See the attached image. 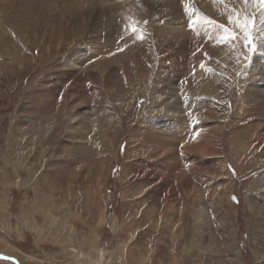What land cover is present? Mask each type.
I'll use <instances>...</instances> for the list:
<instances>
[{"label":"rangeland","instance_id":"rangeland-1","mask_svg":"<svg viewBox=\"0 0 264 264\" xmlns=\"http://www.w3.org/2000/svg\"><path fill=\"white\" fill-rule=\"evenodd\" d=\"M4 2L0 254L17 264H264V8ZM237 17L254 21L255 53ZM224 28L237 39L217 43Z\"/></svg>","mask_w":264,"mask_h":264},{"label":"snow or ice","instance_id":"snow-or-ice-1","mask_svg":"<svg viewBox=\"0 0 264 264\" xmlns=\"http://www.w3.org/2000/svg\"><path fill=\"white\" fill-rule=\"evenodd\" d=\"M246 2V0H245ZM254 3L259 4L262 8H264V0H253ZM229 20L231 21V17H229ZM211 23V21H209ZM238 29L240 32L243 33V43L244 47L247 49L248 53H255L257 50V44L255 43L254 36L252 34V29L254 27V21L251 19L245 18L243 23L240 22V18L237 17L235 21ZM196 24L195 20H189L188 21V28L189 30L193 29V26ZM130 29L131 35L135 36L138 40H143L144 36L143 33L139 31V29L135 26L129 25L126 27L125 31H128ZM123 39V37H122ZM237 39V36L234 31H230L227 28H224V32L222 35H220L217 38V43H226L229 41H233ZM117 51H123V48L118 47ZM199 51V49H198ZM205 55H207L205 53ZM249 56H246L245 59H249ZM205 65L203 63L200 64V68L204 69ZM234 202H238L237 198L235 196L232 197Z\"/></svg>","mask_w":264,"mask_h":264},{"label":"bare ground","instance_id":"bare-ground-1","mask_svg":"<svg viewBox=\"0 0 264 264\" xmlns=\"http://www.w3.org/2000/svg\"><path fill=\"white\" fill-rule=\"evenodd\" d=\"M19 1V0H18ZM63 1V0H62ZM70 1V0H69ZM75 1V0H74ZM114 1V0H113ZM157 1V0H156ZM5 2H6V5L5 6H10V7H12V5H13V3H15V1H13V3H11L10 4V2H11V0H5ZM4 2V3H5ZM27 2V1H26ZM66 2V1H65ZM65 2H62V4L61 5H64L63 3H65ZM108 2V1H107ZM42 3V2H41ZM67 3H68V1H67ZM70 3V2H69ZM104 3V2H103ZM108 3H110L111 4V2H108ZM10 4V5H9ZM74 4V3H73ZM76 4H77V2H76ZM88 5H89V3H87ZM105 4V3H104ZM155 4V3H154ZM16 3H15V8H16ZM30 5V4H29ZM19 6H21V5H19ZM65 6V8H63V7H61L63 10H66L64 13L63 12H61L62 13V15H64L65 16V14H66V12H67V10L69 9V7H70V9H71V6H69V5H67V4H65L64 5ZM98 6V5H97ZM29 7V6H28ZM44 7V8H43ZM43 14H42V16L44 17V18H47L48 16H49V18H52L50 15L51 14H53L52 13V10L50 11V8H46L45 7V5H43ZM89 7H91V6H89ZM89 7H87V8H89ZM101 7L102 6H98V8L99 9H101ZM60 7H58V9H59ZM77 8V7H76ZM82 8V7H81ZM5 8H4V6H1L0 5V11H3ZM83 9V8H82ZM94 9V8H93ZM102 10V9H101ZM226 10H227V8H226ZM39 11H40V9H39ZM98 11H100V10H96V12H98ZM103 11V10H102ZM70 12V11H69ZM84 12V11H83ZM227 12V11H226ZM18 13H19V11H18ZM40 13V12H39ZM42 13V12H41ZM56 13V12H55ZM69 14V13H68ZM85 14V13H84ZM55 16L57 15V13L56 14H54ZM112 15V14H111ZM37 16V15H36ZM1 17V16H0ZM4 18H5V15L3 16ZM17 17H21V15H18ZM57 17H59V16H57ZM76 17V16H75ZM77 17H79V16H77ZM55 18V17H54ZM107 18V17H106ZM102 20V19H101ZM106 21V20H105ZM179 29V28H178ZM176 30V29H175ZM3 48V47H2ZM77 53H72L73 55L70 57L69 56V58L68 59H72V57L74 58V56L77 54V56H78V51H76ZM104 52H106V51H104ZM131 52V51H130ZM82 54V53H81ZM85 54V53H84ZM86 55V54H85ZM84 55V56H85ZM82 56V55H81ZM94 56V55H93ZM92 57V56H91ZM91 57H88V58H91ZM86 58V57H85ZM84 58V59H85ZM120 58H122V57H120ZM76 59V58H75ZM73 60V59H72ZM78 60V59H77ZM90 60V59H89ZM76 62V61H75ZM80 62V61H79ZM257 62V61H256ZM97 64V63H96ZM261 64H263V63H261ZM254 86H256V85H254ZM248 88V87H247ZM256 89H258V88H256ZM260 90L261 89H258V90H256V91H258V92H260ZM262 91H264V90H262ZM254 92H255V90H254ZM175 93V92H174ZM264 94V93H263ZM258 97V96H257ZM262 97H264V96H262ZM152 108V107H151ZM74 128V127H73ZM23 152V151H22ZM17 159V158H16ZM36 199V198H35ZM44 200V199H43ZM37 202V201H36ZM40 204V203H39ZM145 205V204H144ZM160 226V225H159ZM3 239V238H2ZM4 241V240H3ZM121 243V242H120ZM117 253V252H116ZM84 254V253H83ZM1 256H7V258L6 259H4V260H6V261H11V262H14L15 264H17V260L16 259H14L13 257H11V256H8V255H4V254H0ZM26 255V254H25ZM58 256V255H57ZM76 257V256H75ZM78 258V257H77ZM3 259V258H2ZM240 263V262H239Z\"/></svg>","mask_w":264,"mask_h":264},{"label":"water","instance_id":"water-1","mask_svg":"<svg viewBox=\"0 0 264 264\" xmlns=\"http://www.w3.org/2000/svg\"><path fill=\"white\" fill-rule=\"evenodd\" d=\"M0 257L3 258V259H6L7 258V256H1V255H0Z\"/></svg>","mask_w":264,"mask_h":264}]
</instances>
